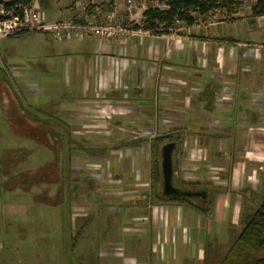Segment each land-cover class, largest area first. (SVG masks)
Here are the masks:
<instances>
[{
    "label": "crops",
    "instance_id": "crops-1",
    "mask_svg": "<svg viewBox=\"0 0 264 264\" xmlns=\"http://www.w3.org/2000/svg\"><path fill=\"white\" fill-rule=\"evenodd\" d=\"M242 1L244 5L247 2ZM243 20L256 24L249 26L243 39L220 33L219 27L225 23ZM257 31L264 34V16L253 18L248 14L209 27L183 26L170 35L151 33L140 23L124 40L47 38L41 50L46 64L31 62L35 57L29 55L28 64L11 63L8 67L21 95L28 93L31 98L28 106L49 115L50 122L42 124L27 118L26 109L16 96V103L10 102L8 96L0 103V110L13 107L16 111L14 121H8L0 112L3 188L28 198L37 195L40 187L50 190V183L39 186L30 178L39 175V162L54 163V155L46 150L56 144L55 135L60 149H72V154L78 153L80 159L86 148L108 151L120 147L125 149L123 159L102 160L104 165H113V176L87 175L95 187L78 196L77 209L85 211L81 213L83 219L108 230L111 241L107 244L124 245L102 247L103 260L112 259L110 264H204L206 243L216 238L224 244L231 231H239L264 188V141L249 139V132L264 124V36L257 39ZM50 70L56 73L53 79L43 76L44 71L50 74ZM165 118L169 119L166 124ZM34 128L41 137L32 135ZM131 131L176 133V137L182 132L202 134L199 142L203 148L190 149L196 158L189 157L185 162L176 158L174 162L179 170L183 164L189 165L179 179L208 185L207 199L200 200L203 205L209 204L206 211L152 200V189L146 185L152 181L151 141L156 136L130 141L121 137L123 140L114 142L115 135ZM217 136L220 138L213 141ZM111 137L113 142L108 141ZM100 142L105 144L95 145ZM145 143L150 145L146 156L138 151L144 149ZM38 147L43 156L36 161ZM231 153L240 156L229 169L225 168L226 172H220L225 175L222 183L225 182L210 185V166L203 163H218ZM85 178L84 170L73 177L79 183ZM119 182L124 189L117 187ZM59 186L60 183L55 188ZM79 186L73 185L74 190ZM129 238L136 240L142 253H146L141 259L133 258V246L126 247ZM123 248L129 256L121 251Z\"/></svg>",
    "mask_w": 264,
    "mask_h": 264
},
{
    "label": "rangeland",
    "instance_id": "rangeland-1",
    "mask_svg": "<svg viewBox=\"0 0 264 264\" xmlns=\"http://www.w3.org/2000/svg\"><path fill=\"white\" fill-rule=\"evenodd\" d=\"M8 1L10 0H0V20H9L7 24H9L11 20H13L17 16L15 15L13 10L8 13L5 9L4 4ZM75 1L78 0H33L31 6L44 11L50 21H57L64 18H75ZM165 1L166 0H146V7L154 6L157 2L161 4L162 7H164ZM246 1L247 2H245L243 8L238 12V17L242 16L243 18H245L248 14L250 15V3L254 1L256 2L257 0ZM3 9H5L4 12L1 11ZM136 10L139 11L138 9H135V12ZM232 16V14H224L223 11H221V13H219L217 16L212 15L211 17L206 19V21H203L199 24L202 27H209L213 23L226 21V19ZM136 17L138 19L140 18L138 17V15H136ZM140 23H142V19L140 20ZM254 25L256 24H254L252 21H236L234 23H225L224 25L219 27V30L220 33L224 36H238L239 39H243L247 33V29L249 28V26L253 27ZM263 36L264 34L262 32L259 35V32L257 31V39H261V37ZM47 38L54 39L52 35L39 31H28L20 34H18V32H14V34L11 33L7 36L0 37V103L3 104V100L7 96L9 97V99H12L14 96H16L17 100L22 103L23 107H25L29 113H35L37 116H39L38 118L40 120L50 122L49 115H46L43 112L39 113L28 106V102L31 100V98L29 97L27 92H25V94H27L24 95L29 99H26L21 95L18 88L13 83V79L10 76L8 70V67H10L11 63H13L14 65L28 64L29 62H27V57L29 55H34L33 57H35L32 58L33 60H30L31 62L38 63L40 65L46 64V57L45 55L41 54V50L44 46V43L47 41ZM55 40L62 41V39L56 38ZM262 40H264V38ZM55 61L58 62V60ZM43 76H45L47 79H53L56 77V73L50 70V74H47V72L44 71ZM33 80L37 81L36 79ZM46 95L47 93H45V96ZM217 102L221 103L220 100H218ZM233 103L235 104V106L241 105V103L239 102ZM229 111L232 113V110ZM213 116L217 118V115ZM219 116L220 115H218V117ZM233 116L235 117V115ZM168 121L169 119L165 118L164 123L166 124ZM249 133V139L256 138L264 141V124L263 126H261V128L257 129V131H255L254 129ZM49 134L52 135L51 132ZM158 134L163 133H159L156 131L148 134L137 131L121 132L115 135L117 138L115 137V139L113 140L116 143L123 139L130 141L143 137L146 138L148 136L151 137L153 135L157 136ZM175 134H172L173 139H177L178 143L181 146L177 150H175L174 160L178 158V160L185 162L189 157L196 158V155L194 156L191 153L190 149L192 147H198L199 149L203 148L200 147L199 142V140L201 139L200 135L202 136V134L197 132H182L177 137L175 136ZM57 137V135L53 136L56 144L54 143L51 149L46 150V153L51 152L50 154L54 155V163L41 164L39 162V165H36L38 168L42 167V169L40 168L39 170H37L38 168L35 169V167H33V170H37L36 172L39 175H33L32 180L30 178V182L32 181V183L39 186L40 184H44V187H46L47 183H50V190H48V188L40 187L41 189L36 191L37 195L28 198L26 197V195H23L21 193L14 195L13 191L9 192L8 189H4L2 182L0 183V264H110L113 260H103V257L100 255V249L102 247H124V245L122 246L118 244L120 242H115L114 244L112 242V244L110 245L107 244V241H111L109 235H107L108 230L104 231V229L97 222H88L87 219L84 220L81 216V213H85V211H79L77 209V205H79L78 196H80L84 192L88 193V191L93 190V187H95L94 181L87 175H93L95 173H107L109 176H111V174L113 176V174L116 172L113 165H111V163H107L108 165H104L102 160L105 158L110 159V161L118 158L123 159V157H125V149H122L120 147H113L112 149L107 151L103 148H86L85 152H82L85 154H81L80 159L77 158L78 153H76L75 155L72 154V149H60L58 141H56ZM121 137L123 139H120ZM112 138L113 137H111V139H108V141L111 140L113 142ZM219 138L220 136L214 137L213 141H216ZM103 144H101L100 142L95 145L101 146ZM149 149L150 145L145 143L144 149L140 148L138 151L142 150L141 153L146 156V150ZM35 151V156H37L36 161H39L43 154L41 153V149L39 147L36 148ZM105 153L109 154L105 155ZM60 154L62 156L61 160ZM247 154L248 153H245L246 159H244L246 163L248 162ZM216 155L217 154H215V156ZM239 156L240 154L235 156L233 153H231L229 157L226 156L224 160H222V158L218 163L208 161L204 162L203 164H207L210 166L208 167L210 170V178L208 179L209 184H214V182L223 184L225 181H223L222 183V179L225 180L226 177L220 172H226L225 168L229 169V166L235 162V158ZM188 166L189 165L183 164L180 170L176 166L178 171L174 176L180 185L183 184L182 180L179 179L178 176H182L183 172L185 170H188L186 168ZM61 167L63 168L62 174L65 175L64 177L61 175ZM83 170L86 174L84 182H74V174H77L78 172L81 173L83 172ZM43 173L44 176L42 175ZM65 177L71 180V182L69 180H66ZM56 178H59V180H57L58 182L55 181ZM52 182L54 184H52ZM59 183L60 186L58 188H55ZM79 184L80 186L76 187V189L74 190L73 185ZM118 184L119 185H117V187L121 189L125 188L123 183L120 184L119 182ZM134 184L137 183L135 182ZM147 184L148 185H146V188L151 190L152 182L150 183L148 181ZM142 186H145V184ZM27 198L28 201H26ZM263 199L264 188H262L259 199H255L254 202L256 203V205H258ZM94 214V211H92L91 217H94ZM128 246H133V258L137 260L141 259L140 257L146 254L142 253L141 245H139L134 239L129 238L126 241V247ZM125 249L126 248H123V250L121 249V251L129 256V251ZM116 260H118V258H116ZM117 264L127 263L121 261L117 262Z\"/></svg>",
    "mask_w": 264,
    "mask_h": 264
},
{
    "label": "trees",
    "instance_id": "trees-1",
    "mask_svg": "<svg viewBox=\"0 0 264 264\" xmlns=\"http://www.w3.org/2000/svg\"><path fill=\"white\" fill-rule=\"evenodd\" d=\"M33 0H10L4 4L7 11L13 10L15 15L22 16L23 7L31 6ZM166 8L148 6L142 15V27L154 34L170 35L172 32L179 30L181 27H189L206 21L214 15L216 11H223L225 14L233 16L226 19L234 21L238 12L243 8L242 0H166ZM250 16L257 18L264 16V0H257L251 7ZM135 27H139L136 25ZM28 30L18 32L25 33ZM37 32V31H34ZM40 32V31H39ZM2 80V79H1ZM6 90V88H5ZM14 96V95H13ZM15 97V96H14ZM10 102H15L13 99ZM16 103V102H15ZM21 105L22 103L19 102ZM9 105V104H8ZM10 106V105H9ZM23 106V105H22ZM21 108V106H20ZM7 109V108H6ZM1 107L0 112L4 113L5 119L14 121L16 111L13 107L9 111ZM26 109V108H25ZM6 112V113H5ZM26 117L40 120L35 113H29L25 110ZM39 114V113H37ZM29 118V119H30ZM42 124L47 121L40 120ZM28 133L29 128L26 129ZM32 135L40 136L41 133L34 128ZM167 141L177 142V148L180 144L177 139H173V135L163 134L156 136L151 141V182L152 192L151 198L154 202H172L190 205L200 211H206L209 204H202L195 198H173L162 195V173H161V146ZM174 172L176 165L174 162ZM63 173V169H61ZM44 175V173L42 174ZM174 183L182 188L196 190L199 188H207L206 183L184 182L180 185L174 176ZM200 185V186H199ZM264 199L255 207V209L243 218V226L239 231H231L229 240L226 243L219 242L213 238L206 243L204 264H264Z\"/></svg>",
    "mask_w": 264,
    "mask_h": 264
},
{
    "label": "built area",
    "instance_id": "built-area-1",
    "mask_svg": "<svg viewBox=\"0 0 264 264\" xmlns=\"http://www.w3.org/2000/svg\"><path fill=\"white\" fill-rule=\"evenodd\" d=\"M146 0H78L73 19L50 21L46 13L33 6H24L22 16L0 20V37L22 30L47 32L56 39H120L133 33V26L140 24ZM162 7L158 2L155 7ZM135 9H138L139 11ZM5 9L1 10L4 12ZM10 13L11 11H7ZM220 12L216 11L213 16ZM225 14V13H224ZM140 17L139 19L136 17ZM8 19V18H7Z\"/></svg>",
    "mask_w": 264,
    "mask_h": 264
},
{
    "label": "water",
    "instance_id": "water-1",
    "mask_svg": "<svg viewBox=\"0 0 264 264\" xmlns=\"http://www.w3.org/2000/svg\"><path fill=\"white\" fill-rule=\"evenodd\" d=\"M176 148L177 142L175 141H167L161 146L162 195L173 198H195L198 195L203 200H206L208 196L207 188L203 187L199 190H190L179 187L174 183V153Z\"/></svg>",
    "mask_w": 264,
    "mask_h": 264
},
{
    "label": "flooded vegetation",
    "instance_id": "flooded-vegetation-1",
    "mask_svg": "<svg viewBox=\"0 0 264 264\" xmlns=\"http://www.w3.org/2000/svg\"><path fill=\"white\" fill-rule=\"evenodd\" d=\"M196 190H199V189H196ZM199 194H200V193H199ZM195 199H197V200H201L202 198H201V196H198V195H197V196L195 197Z\"/></svg>",
    "mask_w": 264,
    "mask_h": 264
}]
</instances>
